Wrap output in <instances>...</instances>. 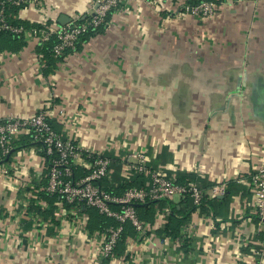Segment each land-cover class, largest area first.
I'll list each match as a JSON object with an SVG mask.
<instances>
[{"label": "crops", "instance_id": "crops-1", "mask_svg": "<svg viewBox=\"0 0 264 264\" xmlns=\"http://www.w3.org/2000/svg\"><path fill=\"white\" fill-rule=\"evenodd\" d=\"M90 1L44 0L11 7L8 16L26 27L60 24V16L84 18ZM214 1L215 13L202 17L179 12L190 0H123L100 32L60 59L45 54L47 44L0 32V119L46 110L63 139L113 159L105 185L123 180L119 156L140 149L150 166L203 192L199 206L188 195L154 202L145 234L135 231L121 256L100 262L91 208L64 212L51 196L40 197L47 162L34 146L17 149L9 176L0 178V264L259 260L263 225L250 176L264 162V0ZM170 73L177 74L178 113L131 102L139 83L146 100L171 88ZM173 207L194 209L177 236H164Z\"/></svg>", "mask_w": 264, "mask_h": 264}, {"label": "built area", "instance_id": "built-area-1", "mask_svg": "<svg viewBox=\"0 0 264 264\" xmlns=\"http://www.w3.org/2000/svg\"><path fill=\"white\" fill-rule=\"evenodd\" d=\"M43 2L44 0H0V32L18 37L29 36L36 42L49 44L51 56L60 59L67 51L74 50L89 30L103 25L108 14L118 8L123 0H91L84 18H71L64 24L41 21L35 26L26 27L8 16V9L11 7ZM216 5L214 0H198L182 3L178 10L193 16L211 17ZM24 135L39 143L31 146L40 150L47 162V184L44 191L48 196L58 198L56 204L62 211L78 212L85 207L94 208L99 214L115 221V224L107 225L95 234L100 239V262L119 257L114 250L125 222H130L139 236L145 234L147 223L138 217L136 204L168 201L174 195H189L195 206L202 203L203 192L195 182H177L161 168L150 166L145 152L137 149L126 150L119 156V160L126 180L141 174L146 176L145 185L128 186L121 193L108 189L103 181L109 177L113 159L63 139L50 124L46 110L28 117L8 116L0 119V178L9 176L11 157L16 151L13 142ZM250 180L254 212L263 225L261 247L257 252L259 260L254 264H264V162L251 174ZM112 185L116 186V183L112 182ZM42 205L46 207V202H42Z\"/></svg>", "mask_w": 264, "mask_h": 264}, {"label": "trees", "instance_id": "trees-1", "mask_svg": "<svg viewBox=\"0 0 264 264\" xmlns=\"http://www.w3.org/2000/svg\"><path fill=\"white\" fill-rule=\"evenodd\" d=\"M198 0H190V3L196 2ZM111 13V12H110ZM109 13V14H110ZM109 14L106 18V22L107 19L109 18ZM103 29V25H101L100 27H98L95 30H89L82 38L79 42L86 40L87 38L93 36L94 34L100 32ZM9 34V33H8ZM11 35V34H10ZM15 39L17 38V36L12 35ZM79 42L77 45H79ZM49 47L50 45L47 44L46 47H44V52L45 54H48L51 56V53L49 51ZM51 123V121H50ZM53 127V125H52ZM33 144H39L36 142H33L30 137L28 135H24L23 137L14 140L13 142V148L14 150L23 148V147H28L31 146ZM105 180V179H104ZM177 182H182L184 181V177L180 176L178 177V179L176 180ZM104 182V181H103ZM146 183V176L141 175V174H137L134 178L132 179H125V177H123V180L118 182L116 186L113 185H105L108 189H112L114 190L115 193H121L122 190L125 187L128 186H137V187H143ZM183 183V182H182ZM47 193L44 191L41 193L42 198L47 199ZM187 198H189V195L187 196ZM57 197L51 196V199H49L50 203L51 201H57ZM190 199V198H189ZM161 201H165V200H161ZM203 201V200H202ZM154 202H146L144 204H136L135 208H136V212L138 214V217L142 220V221H152L153 218V206ZM194 207V206H193ZM193 207H188L189 209H187V211H184L182 209H177L176 207H173L172 210L170 211V213L167 216V220L164 223L163 229H161V232L164 236H177L179 233V229L184 225L188 215H189V211H191L192 209H194ZM86 209H90L88 207H85ZM53 209V206L50 207V210L48 211V214H51ZM46 211V210H45ZM91 212V211H90ZM47 213V211H46ZM92 213V212H91ZM94 215V214H93ZM110 224H115V221L113 219H109L107 217H104L103 215L99 214L97 212L96 215H94V223L92 227H97L99 230L103 229L104 227H106L107 225ZM135 233V230L133 228V226L131 225L130 222H125L123 224V229H122V233L118 239L117 245L115 247V255L117 256H121L126 248H127V239L129 236H133ZM108 261V260H106Z\"/></svg>", "mask_w": 264, "mask_h": 264}, {"label": "rangeland", "instance_id": "rangeland-1", "mask_svg": "<svg viewBox=\"0 0 264 264\" xmlns=\"http://www.w3.org/2000/svg\"><path fill=\"white\" fill-rule=\"evenodd\" d=\"M171 76L172 81L170 82L171 84V88H161L158 87V89H156V95L154 100H146L144 96H142V93L145 92L146 90L142 89L144 87H142V84L139 83V90H140V97L139 100L137 102V100H131V102L136 103V104H141L144 105V107H146L147 104H149L150 102L155 103L156 108V113L158 112H162V111H166V109L168 110V112H173L174 114L178 113V106H179V89L178 87H175V85L177 84V82L173 81V78L177 75L175 73H170L169 74ZM143 91V92H142ZM188 95L192 98L195 99L197 96L194 95V90H187ZM190 98V99H191ZM130 102V100H129ZM163 108V109H162ZM166 108V109H165ZM162 109V110H161ZM123 112L125 113V110L123 109ZM144 113L145 110L143 111ZM157 121V119H156ZM161 121V120H160ZM159 122V120H158ZM140 123L142 124V121H140ZM148 123H150L148 121ZM176 127L178 125V123H175ZM145 128V127H144ZM140 150V149H137ZM143 151V150H142ZM91 212L96 215L97 211L94 208H91ZM16 262H19L18 258L14 259ZM26 264V262L24 263ZM27 264H31L30 262ZM41 264H45L44 262H42Z\"/></svg>", "mask_w": 264, "mask_h": 264}, {"label": "water", "instance_id": "water-1", "mask_svg": "<svg viewBox=\"0 0 264 264\" xmlns=\"http://www.w3.org/2000/svg\"><path fill=\"white\" fill-rule=\"evenodd\" d=\"M66 20H67V17H65V16H60L58 19L60 24H64L66 22Z\"/></svg>", "mask_w": 264, "mask_h": 264}]
</instances>
